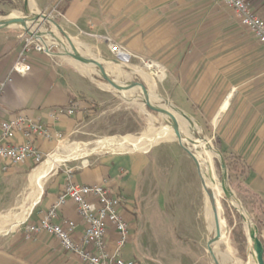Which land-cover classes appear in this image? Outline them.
Returning <instances> with one entry per match:
<instances>
[{
  "label": "crops",
  "instance_id": "1",
  "mask_svg": "<svg viewBox=\"0 0 264 264\" xmlns=\"http://www.w3.org/2000/svg\"><path fill=\"white\" fill-rule=\"evenodd\" d=\"M247 1L264 19V0ZM216 2L228 8L220 0ZM52 3L53 0H0V18L16 10L23 14L48 13ZM207 4L208 0H66L57 7L56 18L75 46L86 52L106 56L110 52L105 39L108 38L138 58L160 54L162 64L173 72L174 82L178 84L175 94L187 110L194 104L203 114L206 106L207 114L213 115L212 125L221 151L239 155L249 165L251 178L264 179V45L239 24L230 8L243 35L218 42L216 36L221 33L220 27L208 23L213 13L204 17V25L199 21L203 19L202 11L208 9ZM222 29L224 32L231 28ZM24 33L19 27L0 30V123L22 115L38 120L52 133L63 135L71 130L80 115L79 110L92 106V101L99 98L98 79L73 60L57 59L61 55L51 48L49 53H30L28 73L11 72ZM216 90L228 93L226 97H222V93L215 97ZM71 102L76 104L74 115L52 116L57 108ZM21 140L20 133L14 135L13 141ZM34 144L45 155L56 148L57 142L38 138ZM157 145L144 153H107L90 157L76 166H58L46 179L44 189L41 188L38 199L21 223L25 220L37 222L42 211L57 200L66 182L67 169L72 170V180L76 184L107 182L115 192L129 199L134 179L148 165L147 155L152 154ZM3 174L0 173V216L9 205L8 177ZM166 194L175 195L176 191L172 189ZM122 213L130 226L128 239L121 248L124 259H135L141 264H214L207 247L205 250L203 246L201 228L181 214L172 221L168 238L165 235L156 243L151 241L152 255H147L145 241L152 237L149 226L146 224L138 229L137 213L132 204ZM66 219L76 222L73 238L80 240L84 225L71 200L57 209L54 221ZM106 240L108 250L113 252L118 240L114 228H108ZM0 264L82 263L74 253L62 248L56 238L45 233L25 240L23 225L19 224L0 240Z\"/></svg>",
  "mask_w": 264,
  "mask_h": 264
},
{
  "label": "rangeland",
  "instance_id": "2",
  "mask_svg": "<svg viewBox=\"0 0 264 264\" xmlns=\"http://www.w3.org/2000/svg\"><path fill=\"white\" fill-rule=\"evenodd\" d=\"M207 5L208 9L206 7V10L202 11L203 19H199V21H201V25H204L206 22V18L204 17L207 16V14L213 13L210 20H208V23L209 26L220 27L219 31L221 30V33L216 36L218 42L229 41L230 39H233V37L243 35L244 31L235 21L230 9L219 6L216 0H208ZM14 13H17L19 16L23 15L21 11L16 10L9 12L4 15V17ZM37 13L39 14L41 11H38ZM45 14L47 15V13ZM55 14L56 13L53 12V16L49 17L55 20V22L60 23L56 16H54ZM30 26L31 28L29 29L32 32H36L43 42L50 46L52 52L60 53L63 51L62 46L53 40V35L69 47L63 34H61L52 23L38 19L37 21L32 22ZM222 27H229L231 29L223 32ZM42 31L45 33L47 31L50 35L42 34ZM79 51L87 53L88 56L90 55L100 59L106 69L117 77L119 83L125 84L135 82L144 87L149 86L155 91V93H159L161 96L170 99L182 109H185L196 124L187 122L185 119L177 115H174L175 118L198 129V134H201L198 128V126H201L206 131L211 144L223 156V152L217 146L218 141L215 136V129L212 125L213 115L207 114L208 109L206 106L203 107L205 110V113L203 114L199 113L194 104L187 105L189 107L187 110L185 103L178 99L177 94H175L178 84L174 82L173 72L170 68L165 67L162 64L160 54L150 58L139 59L138 57H133L127 64H119L120 66H118L107 61V59L115 58L110 50L106 56L93 51L86 52L85 49L83 50L82 48H80ZM120 52L121 54H118V52L115 53L125 60L127 57L126 53L123 51ZM57 59L71 60V58L67 56H57ZM146 59H149L150 61L148 63L143 62L147 61ZM73 62L75 61L73 60ZM153 63L162 67V74L153 67ZM81 68L92 72L86 67L81 66ZM138 70L141 71L142 75L138 73ZM91 74L98 79L99 98L96 99V101H92V106L90 104V107L87 106L85 109L79 110L80 115L78 119H75V123L71 130L63 134L64 140L60 144H57L52 152L45 154L43 160L39 164H36V166H33L31 163L28 165L22 164L14 166L12 170L10 169L11 171L8 170L3 174V176L7 175L8 177L9 205L8 209L3 212V216H0V221L5 219V226L1 227L0 225V234H2L0 235V240L5 236L10 235L16 227L21 224V221L24 220L29 209L38 199L41 188L43 187L44 189L46 179L58 166L61 168L76 166L90 157L100 156L107 153L125 151L144 153L150 151L158 144L157 147L152 150V154L147 155L149 163L134 179L132 193L129 195L130 204L133 205V209L137 213L135 223L138 226V229H143V226L147 224L151 231L150 234L152 237L149 238V241H145L144 245L146 253L147 255H152V240L156 243V240L161 236L166 235V238H168L171 235L172 227L170 226L172 221L177 219V216L180 214L188 221L193 222L201 228L202 243L206 250L207 241L213 235V231L208 230L209 211L207 197L194 162L191 157L184 154L185 150L179 145L176 137L174 135L156 133V138L152 144L133 150L129 147L118 145L120 141L140 137L143 132L153 134L159 128L161 129V127L170 124L169 117L167 115H165L166 117H163L146 106H140V102L145 104L148 100L142 101V98L138 96L139 92H137L136 89L124 91L123 97L120 93L111 88L100 76L93 72ZM262 85L264 86V82ZM221 93L222 97H226L228 91L224 90L223 92H219L216 90L213 95L219 97ZM209 105H211V103ZM165 110L168 111V109ZM168 112L173 116V113L170 111ZM216 116L214 122H216ZM152 130H154V132ZM196 135V133H193L192 139H195ZM109 140L116 141V144L111 145L102 151H90L97 147L96 142ZM82 147L85 149L84 151H80ZM204 148L212 160L213 165L211 171L216 188L220 194V201L222 204L221 215L224 221V230L228 233V238L222 240L225 250L228 254L231 253V256L237 257L243 262H246L247 259L254 260L256 254L254 248V234L250 231V228L251 226L253 228L254 223L258 227L259 237L261 243L264 245V179L257 180L251 178V173L249 171L250 167L246 163V167L238 165L237 167L229 169L228 164L225 161L228 169L229 187L243 205L245 215L247 212L251 220L250 223L246 225L244 224L243 226L241 215L223 197V189L220 184L221 169L218 160L214 157L213 153L207 146H204ZM64 149L69 150H66V152ZM65 152V156L60 160L55 161L51 165V170L48 174L40 179L37 187L36 200L34 202L32 199L26 200L30 190L28 177L31 171L42 162L48 160L52 155L64 154ZM70 155L83 157L70 161L68 158ZM172 189L176 191L175 195L166 194ZM21 205L22 207H20ZM175 210H177V212H174ZM3 225L4 222L2 223V226ZM245 232L249 236L248 258V244ZM231 248L237 252L236 255L232 254Z\"/></svg>",
  "mask_w": 264,
  "mask_h": 264
},
{
  "label": "built area",
  "instance_id": "3",
  "mask_svg": "<svg viewBox=\"0 0 264 264\" xmlns=\"http://www.w3.org/2000/svg\"><path fill=\"white\" fill-rule=\"evenodd\" d=\"M66 0H53L52 8L47 14L57 15V7ZM222 4L235 13L239 24L245 27L255 38L264 45V19L261 18L251 7L247 0H220ZM109 50L115 59L127 64L131 58L137 57L126 52L122 47L105 38ZM115 50H122L126 53V59L115 54ZM49 53L50 46L46 45L33 35L24 33L22 43L17 52L16 58L10 68L11 72L24 75L31 69L29 57L31 52ZM140 59V58H139ZM149 62V59H146ZM76 104L71 102L66 107H59L52 116L74 115ZM0 173H5L14 166L22 164H39L43 160V153L34 144L38 138L47 140L55 139L57 144L64 140L60 132L52 133L41 122L19 115L16 118L2 121L0 123ZM20 133L22 140L13 141L15 134ZM66 182L57 200L42 211L37 222L25 220L23 235L25 240H31L40 233H45L56 238L61 247L74 253L82 264H141L135 259H124L121 248L126 243L130 226L123 216V209L128 208L130 200L124 195L115 192L107 182L103 184L84 185L76 184L72 180V170H66ZM71 200L76 205L80 220L84 225L81 239L75 241L73 238L76 222L63 220L55 222L57 209ZM109 227L114 228L118 234L116 248L113 252L108 250L106 234Z\"/></svg>",
  "mask_w": 264,
  "mask_h": 264
},
{
  "label": "bare ground",
  "instance_id": "4",
  "mask_svg": "<svg viewBox=\"0 0 264 264\" xmlns=\"http://www.w3.org/2000/svg\"><path fill=\"white\" fill-rule=\"evenodd\" d=\"M4 18L5 19L12 18L14 20L15 26L22 28V29H26V30L30 31L31 34H33L35 36H39L36 32H32L29 29V28H31L30 25L32 22L25 20L22 16H19L17 13L8 15ZM4 18H0V21L3 20ZM42 34H45L48 36L50 35V33L47 31H46V33L44 31H42ZM53 38H54L53 40L57 44L62 46V49L69 50V47L66 46L59 38H56L55 35H53ZM120 51H122V50H115V52L116 53L118 52V54H121ZM79 52L83 56L89 57L97 63H102V61L96 57H93L90 55L88 56L87 53H84L81 51H79ZM118 54H116V55H118ZM119 57H121V56H119ZM71 60H73V59H71ZM112 63L120 66L119 64H117L115 62H112ZM152 65L159 73L162 74L163 69L160 65L155 64V63H153ZM138 73L141 74V71L138 70ZM123 88L125 91L136 89L137 92H139L138 96H140L142 98V101L148 100L149 102L147 101L145 103L146 104L150 103L152 105V108L154 111H156L157 113H159L163 117H166L165 115H167L169 117L170 124L161 127V129L159 128L156 132H154L155 129L152 130L154 132L153 134H151V133L148 134V133L143 132V134L140 137L130 138L126 141H120V143L118 145L129 147L130 149L133 150V149H136V148H139L142 146L152 144V142L156 138V133H162V134H166V135H174L176 137V139L178 140L179 145L183 148V150L188 152L193 159H197L199 161L200 166L198 168L197 165L195 164L194 160L191 158L192 161L194 162L195 166H196L198 176L200 178L202 186L204 187L205 194L207 197L208 211H209V220H208L209 229L208 230L213 231L212 237L207 241V248L209 247L211 249V251L213 252V255L215 256L216 262L214 264H253V263L254 264H261V248H260V246H257V243H256L257 231H256V228L254 225H253V228H252V226L250 228L251 233L254 234V236H253L254 237V248L256 251L254 260H252V259L248 260L247 259V261L245 260L246 262H243L241 259H239L237 257H233L230 254H228L227 251L225 250L224 245H223L222 240L228 238V233L226 230H224V221H223L222 215H221L222 204L220 201V194L216 188L214 177H213V174L211 171L212 165H213L212 160L209 157L208 153L205 151L204 146H207L208 149L213 153L214 157L217 160L221 161L222 158H221V155L219 154V152L217 151V149H215L214 146L210 142L205 141L202 137V134H198V129L194 128L193 126L189 125L188 123H186L184 121L178 120L177 118H175V116H174L175 114H173V116H172L167 110H165L166 108H164L162 105L157 104L156 100L159 98V96L157 93H155V91L151 87H149V86L146 87L147 92H148L147 95L141 91L142 88L140 86H137L134 88L131 85H129V83H125V84H123ZM142 105H143V103H142ZM225 106H226V103L220 108L219 113L217 114V119H218L219 115L222 113V111L224 110ZM190 122L195 123L192 120ZM193 133L197 134L195 139H192ZM114 144H116V141H112V140L101 141V142L98 141V142H96L97 147L94 149H91L90 151H97V152L102 151L103 149H105L111 145H114ZM64 150L68 151L69 149H64ZM84 150L85 149L82 147L80 151H84ZM66 152L64 154L52 155L48 160L42 162L40 165H38L36 168H34L31 171V173L29 174V177H28V181L30 184V190H29V194H28V197L26 200L32 199L33 202L36 200L37 187H38V183H39L40 179L45 177L48 174V172L51 170V165L55 161H58L61 158H63L65 156ZM77 157H78L77 155L68 156V158H77ZM220 184H221V187L223 189L224 199L241 215L242 220H243V226H244V224L246 225V224L250 223L251 220H250L247 212L245 215V213H244L245 209H244L243 205L238 200V198L236 197L234 192L231 190L228 182H226L225 176H223L222 174L220 176ZM210 197H212V199H213L215 208H216L218 216H219L218 217L219 218V224L221 225V238L218 241L215 239L214 224H213V218H212V214H211ZM20 207H22V205ZM3 222H4V225L3 226L1 225V227L5 226V219H2L0 221V224H2ZM222 227H223V231H222ZM246 228H248V227H246ZM246 236H247V244H248L247 245V258H248L249 236L247 235V233H246Z\"/></svg>",
  "mask_w": 264,
  "mask_h": 264
},
{
  "label": "water",
  "instance_id": "5",
  "mask_svg": "<svg viewBox=\"0 0 264 264\" xmlns=\"http://www.w3.org/2000/svg\"><path fill=\"white\" fill-rule=\"evenodd\" d=\"M22 17L25 20L31 21V22L37 21L38 19H42V20L48 21V22L52 23L53 25H55V27L61 32V34H63V36L65 37V39L69 45V50L63 49V51L58 53V54L61 56H67V57L73 59L79 65L86 67L87 69H89L93 73L97 74L111 88H113L115 91H117L118 93H120L124 97L123 93L125 90L123 88V84L119 83V81L117 80V77L114 76L111 72H109L102 63H97V62L93 61L91 58L83 56L79 52V50L77 49V47L75 46V44L73 43L71 38L68 36V34L60 26V24L55 22V20L51 19V17H49L48 14L46 15L44 12H41L39 14L38 13H33V14L24 13L22 15ZM15 27H17V26H15L14 20L12 18H8V19L4 18L3 20L0 21V30L8 29V28H15ZM24 31L29 35H33V34H31L30 31H28L26 29H24ZM33 36H35V35H33ZM36 37H38V36H36ZM107 61L108 62H115V63H118L120 65H123V63L121 61H119L118 59H115V58L114 59H107ZM129 85H131L134 88L137 86H140L142 88L141 91L146 95L148 94L147 89L143 85H140V84L135 83V82H130ZM157 94H158L159 98L156 100V103H158L159 105H162L164 108L168 109V111H170L171 113L185 119L187 122H190L191 120L194 121L193 118L186 111L179 108L170 99L161 96L159 93H157ZM125 99H127V98H125ZM139 105L142 107L146 106V107L153 110L152 105L150 103H147V104L145 103L142 105V102H140ZM198 128L202 134L203 139L205 141L211 143L206 131L201 126H198ZM184 152L186 155L191 157V155L188 152H186V151H184ZM221 158H222L221 161L218 160V163H219V166L221 169V174L223 176H225L226 182H228L227 165H226L225 159L223 158L222 155H221ZM193 160H194L195 164L197 165V167L199 168V166H200L199 161L197 159H193ZM210 204H211V214H212L213 224H214L215 239L218 241L221 238V226L219 224V218H218L219 216H218L217 210L215 208L212 197H210ZM254 225H255V228L257 231L256 243H257V246H260V248H261V264H264V261H263V245H262L261 239L259 237L258 227L255 223H254ZM207 251L210 254V256L213 258V261L215 263L216 262L215 256L213 255V252L211 251V249L209 247L207 248Z\"/></svg>",
  "mask_w": 264,
  "mask_h": 264
},
{
  "label": "trees",
  "instance_id": "6",
  "mask_svg": "<svg viewBox=\"0 0 264 264\" xmlns=\"http://www.w3.org/2000/svg\"><path fill=\"white\" fill-rule=\"evenodd\" d=\"M217 146H218V144H217ZM223 156H224L225 161L228 164L229 169H232V167L233 168L234 167H237L238 165H241L242 167H246L245 162L237 154H233V153L226 154V153H223ZM33 166H36V164H33ZM262 245H263V243H262ZM231 252H232L233 255H236L237 254V252L235 250H233L232 248H231ZM229 253H230V251H229ZM263 261H264V245H263Z\"/></svg>",
  "mask_w": 264,
  "mask_h": 264
}]
</instances>
